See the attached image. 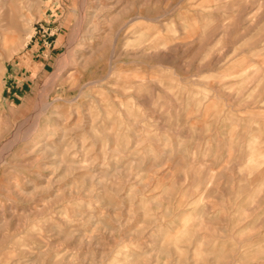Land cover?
I'll return each instance as SVG.
<instances>
[{"label": "rangeland", "instance_id": "1", "mask_svg": "<svg viewBox=\"0 0 264 264\" xmlns=\"http://www.w3.org/2000/svg\"><path fill=\"white\" fill-rule=\"evenodd\" d=\"M0 264H264V0H0Z\"/></svg>", "mask_w": 264, "mask_h": 264}]
</instances>
